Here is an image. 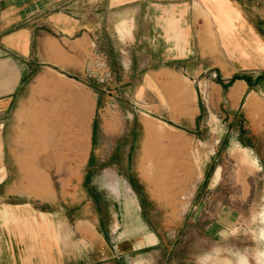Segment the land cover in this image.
<instances>
[{
  "label": "rangeland",
  "instance_id": "374dc122",
  "mask_svg": "<svg viewBox=\"0 0 264 264\" xmlns=\"http://www.w3.org/2000/svg\"><path fill=\"white\" fill-rule=\"evenodd\" d=\"M19 1L0 0V14L9 13L0 24L20 23ZM174 1L29 0L36 40L39 30L52 33L54 11L77 18L93 36L76 50L60 38L55 61L52 51H35L45 80L29 83L25 107L7 117L0 170L11 173L12 190L23 191L12 200L58 196L76 202L78 215L91 202L94 218L156 232L158 264H264V140L259 150L245 148L250 128L264 129V110L228 109L232 80L247 74L237 68L230 75L236 67L221 61L211 67L207 39L204 71H158L171 61L166 47L189 44L182 4ZM200 28L190 38L194 51ZM130 204L141 216L117 217L114 210Z\"/></svg>",
  "mask_w": 264,
  "mask_h": 264
},
{
  "label": "crops",
  "instance_id": "0c3cea01",
  "mask_svg": "<svg viewBox=\"0 0 264 264\" xmlns=\"http://www.w3.org/2000/svg\"><path fill=\"white\" fill-rule=\"evenodd\" d=\"M174 2L182 4L180 19L187 24L182 26V31L187 33L189 44L183 48H177L175 43L166 47L165 61H171L158 71L184 75L189 74V69L204 71L203 49L207 39L211 44V67H220L221 61L236 67L230 75L236 73L237 68L247 74V81L232 80L227 91L228 109H235V113L239 108L245 109V113L249 114V109L256 105L255 108L264 110V0ZM198 7L205 15L208 13L207 21ZM16 8L20 16L15 21L20 19V23L12 25L14 21H2L0 24V150L4 143L2 132L6 131L9 121L7 117L18 114L25 107L23 99L27 97L25 91L29 83L31 87L35 83H44L45 76L39 73L42 62L36 58L39 54L35 51L40 54L44 50L52 51L55 61L60 54V38L66 39L68 47L76 50L78 43L87 44L93 36L92 29L77 18L54 11L48 15L52 33L39 30L41 33L36 40V27L29 22V14L34 8L30 11L29 0H20ZM8 14L2 12L0 20L6 19ZM133 23H136L135 16ZM199 27L201 32L196 34L195 52L190 38L193 29ZM136 30L134 26L132 33L137 34ZM163 31L166 35L167 29ZM165 40L168 43L174 41L167 36ZM35 41L38 43L36 48ZM221 46L225 56L221 54ZM173 51L179 54L169 56ZM35 68H38L36 74ZM153 72L157 73V69ZM250 131L253 141L251 147L245 148L259 150L260 140H264V129L251 127ZM237 145L244 147L242 142ZM10 179L11 173L6 168L1 169L0 187L5 189L0 191V264H158L153 254V248L159 243L156 232L144 233L141 226H138V232L133 229L124 231L119 219L110 225L109 218L100 219L99 214L100 218H94L91 202L84 203L80 209L82 213L78 215L76 202H58V196L40 202L12 200L11 196L24 194L7 185ZM122 211L140 215L142 209L130 204L124 209L114 210L117 217ZM112 235L115 236V244L110 240ZM111 246L115 252L110 254Z\"/></svg>",
  "mask_w": 264,
  "mask_h": 264
}]
</instances>
